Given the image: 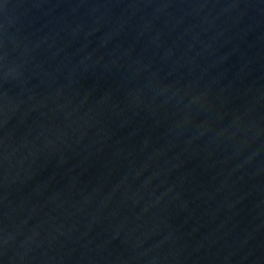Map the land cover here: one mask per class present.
<instances>
[{
	"label": "water",
	"instance_id": "obj_1",
	"mask_svg": "<svg viewBox=\"0 0 264 264\" xmlns=\"http://www.w3.org/2000/svg\"><path fill=\"white\" fill-rule=\"evenodd\" d=\"M0 264H264V0H0Z\"/></svg>",
	"mask_w": 264,
	"mask_h": 264
}]
</instances>
